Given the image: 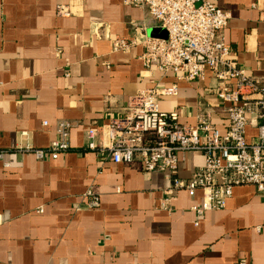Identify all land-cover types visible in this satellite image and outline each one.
Masks as SVG:
<instances>
[{"label": "crops", "instance_id": "obj_1", "mask_svg": "<svg viewBox=\"0 0 264 264\" xmlns=\"http://www.w3.org/2000/svg\"><path fill=\"white\" fill-rule=\"evenodd\" d=\"M213 1L232 14L223 32L232 62L264 81V0ZM155 26L123 0H0V264H264V195L253 186H235L224 208L202 215V192L179 190L168 211L166 174L86 147L88 128L124 117L133 95L156 87L177 86L159 104L181 123L207 114L228 128L212 72L188 81L144 65L142 41ZM116 37L138 41L116 51ZM63 119L77 124L70 150L43 160L25 150L48 147ZM204 163L202 151L181 153L178 176Z\"/></svg>", "mask_w": 264, "mask_h": 264}, {"label": "built area", "instance_id": "obj_2", "mask_svg": "<svg viewBox=\"0 0 264 264\" xmlns=\"http://www.w3.org/2000/svg\"><path fill=\"white\" fill-rule=\"evenodd\" d=\"M127 5L144 8L156 22L154 28L167 31V37L145 35L141 58L147 68L156 62L165 72L173 70L179 78L197 81L207 71L217 79L216 93L220 107L227 114L228 128L223 133L209 115H200L196 125L180 122L177 111L160 109L161 96L177 95L176 85L141 90L133 95L124 117H114L109 123L88 128L86 147L107 154L115 163L140 160L145 172L160 171L169 178L160 207L170 211L176 192L186 190L195 197L202 192L203 203L194 207L199 215L226 206L237 185H250L264 195V81L249 76L245 68L232 60V48L225 42L224 30L232 14L213 0H123ZM58 13L70 12L58 6ZM137 37H116L113 49L127 51ZM47 124V122H45ZM72 120L57 122V138L46 148H25L36 158L57 159L70 150ZM256 134L248 136V128ZM100 135L105 136L99 143ZM23 150V147H19ZM202 151L205 163L189 178L178 176L181 153ZM4 151H0V158ZM8 164V163H7ZM90 206L98 207L99 198L91 191ZM42 212V209H39ZM240 264H247L245 259Z\"/></svg>", "mask_w": 264, "mask_h": 264}, {"label": "water", "instance_id": "obj_3", "mask_svg": "<svg viewBox=\"0 0 264 264\" xmlns=\"http://www.w3.org/2000/svg\"><path fill=\"white\" fill-rule=\"evenodd\" d=\"M148 35L151 37H161L166 38L167 37V31L161 28H151L148 31Z\"/></svg>", "mask_w": 264, "mask_h": 264}]
</instances>
